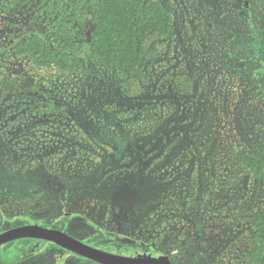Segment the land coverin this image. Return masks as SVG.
Masks as SVG:
<instances>
[{"label":"rangeland","instance_id":"374dc122","mask_svg":"<svg viewBox=\"0 0 264 264\" xmlns=\"http://www.w3.org/2000/svg\"><path fill=\"white\" fill-rule=\"evenodd\" d=\"M159 1L173 31L142 42L139 75L96 62L84 72L60 71L10 57L2 74L20 92L0 94V153L18 157L25 173H0V227L48 217L63 197L77 213L67 235L79 241L86 218H123L153 203L178 218L171 225L182 233L175 231L179 250L165 240L173 264H254L247 253L252 217L264 210V176L236 164L233 153L246 149L264 161V0ZM12 20L0 14V48L30 26ZM51 122L66 138L60 150L53 132L44 138L34 128ZM33 243L0 245V264H99L60 255L49 243L23 259Z\"/></svg>","mask_w":264,"mask_h":264},{"label":"trees","instance_id":"16d2710c","mask_svg":"<svg viewBox=\"0 0 264 264\" xmlns=\"http://www.w3.org/2000/svg\"><path fill=\"white\" fill-rule=\"evenodd\" d=\"M0 14L27 23L25 34L0 48V94L20 92L3 76L11 56L28 57L38 67L84 72L93 63L124 75H139L148 36L173 31V17L159 0H0ZM32 88L33 87H28ZM233 160L254 176H264V161L246 149ZM247 257L257 264L264 255V210L252 217Z\"/></svg>","mask_w":264,"mask_h":264},{"label":"flooded vegetation","instance_id":"af4514ba","mask_svg":"<svg viewBox=\"0 0 264 264\" xmlns=\"http://www.w3.org/2000/svg\"><path fill=\"white\" fill-rule=\"evenodd\" d=\"M34 128L36 129V134L41 133L44 136V138H49V136L53 132L54 134L52 135H54V137L50 139L54 140L52 142V145L57 146L59 150H60V147L64 145L66 138L63 137L62 133H60V130L58 129V127H55L54 122L48 123V127L45 129L39 128L37 124L34 126ZM57 130H59V132L56 133L55 131ZM64 132L70 135L69 132L67 131H64ZM32 136H35V135H32ZM31 138L35 139L34 137H31ZM0 140H3V139H1L0 137ZM2 145H3V141L2 143L0 142V149H2ZM80 150H82V148H80ZM55 153H60V156L63 155L61 151L55 152ZM19 157L23 159L22 154L19 155ZM12 158H13V155L11 156V155H7L6 153L4 154L0 153V173L2 175L7 174V173L8 174L14 173V177H16V179H19L18 177L19 172H20V169L22 168L21 163L19 162L18 157L13 162L11 160ZM64 158L62 160L65 161ZM95 160L96 159L93 160L92 158H89V159L84 158L82 161L91 162L92 165H94L96 163ZM99 161L101 160H98V162ZM66 172L67 171L65 169H62L60 170L59 175L62 174L64 177L68 178V174ZM24 173L25 172L22 169L20 174H24ZM99 176H97L98 177L97 179H99ZM35 178L38 179V176L37 175L34 176V179ZM68 179H69V182L72 180L70 178ZM82 180L83 179L81 178L78 179L77 183L81 182ZM41 187H42L41 183H38L37 192H40L43 194L44 193L42 192L43 187L42 188ZM64 190H65V186H64ZM0 195H1V192H0ZM58 197L59 196H57L56 198ZM5 202H6L5 199L0 200V226L3 225L1 221H2V218H4L2 211H1V206L3 207ZM41 202L44 203L45 205L47 203V200H43ZM55 203L56 204L52 205V208L50 209V211L47 212V215L50 218L45 217L44 215L43 217H36L38 221H35L33 220V217L31 215H28V216L25 215L27 218L17 217L15 219V217H12V220L15 219L18 221H27V222L18 224L17 227L37 225L39 227L46 228L48 230H57V231L65 232L67 234V230L69 229V227L72 229L75 224L78 226V223H74L72 220L77 214L75 211L76 209L71 208L69 203H67V199L66 198L64 199L63 197H59L58 199H56ZM150 206L151 208L149 209L144 208L143 211L135 210L133 212L132 211L126 212V214L122 215L124 216L123 218L121 216H116V215L113 216L112 215L113 212L109 214L104 212L103 214L104 216L102 217V219H104L103 220L104 223L102 222V220L99 221L101 222L99 223L95 219L86 218V221L81 224L82 228L80 230V234L83 239L79 238L80 239L79 241L93 249H96V250H99V251H102L108 254L120 255L124 257H135V256H143V255L144 256L151 255L152 257L166 256L168 257L170 262L173 264L172 262L173 256L172 254H169L168 250H166L168 249V247L166 246V241L170 242V244L172 245L171 247H175V249L179 250L180 245H178L177 243L179 241V238L177 241V234L175 233V231L179 233L180 228H178V226L172 227L171 225L172 223H174V221L178 222V218L174 214L173 215L175 217H173L172 215L170 216L172 212L157 211L155 209L153 210L152 207L155 206L153 203ZM161 213H164V214L161 215ZM112 221H114L115 224ZM35 222H39L42 224H38ZM168 222H169V226L166 227V224ZM83 225L85 226V229L83 228ZM13 228H16V227H13ZM9 229H12V227L11 228L10 227H0V234ZM172 234H174V237L172 238L167 237L169 235L171 236ZM161 235H163V237H161ZM178 235L179 237H182V233H179ZM26 239H29L34 242L32 244L33 250L31 248V251L27 252L24 255L23 259L34 256L36 254L35 248H38V246L41 245L42 243H49V245L54 248L53 250H55L56 252L60 251V255L67 256V257H73V258L82 257L50 241H46L42 239H35V238H26ZM177 251H174L176 253L175 255H178ZM51 258L53 259L54 262H56L57 258L59 257L52 256Z\"/></svg>","mask_w":264,"mask_h":264},{"label":"water","instance_id":"95a60500","mask_svg":"<svg viewBox=\"0 0 264 264\" xmlns=\"http://www.w3.org/2000/svg\"><path fill=\"white\" fill-rule=\"evenodd\" d=\"M22 238H35L50 241L75 254L100 264H172L166 256L152 257L151 255H143L124 257L108 254L83 244L75 238L67 235L65 232L48 230L37 225L20 226L1 233L0 245Z\"/></svg>","mask_w":264,"mask_h":264}]
</instances>
